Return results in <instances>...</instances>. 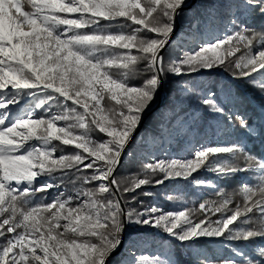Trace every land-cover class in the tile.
Listing matches in <instances>:
<instances>
[{"label":"snow or ice","instance_id":"6c2138e0","mask_svg":"<svg viewBox=\"0 0 264 264\" xmlns=\"http://www.w3.org/2000/svg\"><path fill=\"white\" fill-rule=\"evenodd\" d=\"M186 6V0H0V264H109L113 257L114 264H177L171 254H141L134 245L121 252L131 226L159 230L180 245L201 238L233 244L227 257L198 253L197 264H264V155L247 146L264 142V111L256 123L230 84L196 82L220 69L233 81L247 79L264 99V0H226L220 7L231 30L191 49L173 40ZM170 47L178 55L166 58ZM169 78L180 81L170 101L175 107L195 102L221 119L218 132L239 129L242 138L193 146L189 158L154 159L117 177ZM29 100L21 114L10 111ZM205 167L222 179L250 175L198 208L164 210L137 199L145 186L189 180ZM69 177L71 191L47 196L58 187L53 181Z\"/></svg>","mask_w":264,"mask_h":264},{"label":"trees","instance_id":"16d2710c","mask_svg":"<svg viewBox=\"0 0 264 264\" xmlns=\"http://www.w3.org/2000/svg\"><path fill=\"white\" fill-rule=\"evenodd\" d=\"M210 0H195L194 4L191 5L190 8L184 9L183 13L180 17H178L179 24L183 27L186 26H193L196 23L198 26H202V23L207 19L205 5L208 4ZM259 23V21H257ZM176 35L173 36V39ZM177 44V43H176ZM197 46V45H196ZM194 46V47H196ZM193 48V47H191ZM240 53H237L239 55ZM165 57L178 55L175 47H170L164 53ZM143 67L142 65L140 66ZM176 78H169L168 85L164 90H162L161 94V102L159 107L154 110L153 112L149 113L147 118L145 119L144 124L142 125L141 129L139 130L138 135L140 134V139L138 142L146 140L147 135L149 136H156L161 128L166 127L168 129L172 128V124L176 117L183 115L182 113L187 112L189 109L184 108L181 111L180 108L175 107L170 101L172 97H176L178 85L176 83ZM141 80L138 78L137 80L133 81V83H140ZM196 82L203 86H216V85H223V84H230L232 89L235 90L239 95L243 98L244 104L241 107V111L246 110V114L251 116L256 123H259L257 119L258 115L264 111L262 107H264V99L261 98L258 91L253 88L247 79H240V80H231L226 72L223 70H215L211 73H204L203 80H199L196 77ZM155 103L152 107L155 106ZM166 110H169L171 116L168 118V114ZM162 120H161V119ZM182 119V118H181ZM216 118L210 117L204 111L200 114L195 115L191 121H189V126L185 135L192 134V138H194L196 143H202L203 141H209L211 143L217 142H228L232 143L238 138H242L243 133L237 129L235 132H232L231 128H229V132H232L231 135L221 134L218 132V129L223 128V123L218 122L219 124L213 122ZM195 121V123H194ZM194 129V130H193ZM197 134V135H196ZM145 135V137H144ZM94 138L99 139V136L93 134ZM214 136H218V140L214 141ZM136 145V136L134 137L133 141L129 145L127 152L132 153V148ZM145 146V145H144ZM248 148L256 155H264V142L260 139H254L248 141L247 144ZM146 149L143 148L142 152L138 153L137 155L129 156L127 152L125 153L121 167L117 170V177H122L128 175L130 173H137L139 172L140 168L146 161V153L144 152ZM72 150L71 147L66 149V151ZM154 153L155 156H158L160 153ZM204 171H208L207 168H201L198 170L197 173L193 174V177L201 176ZM214 175L216 187H202L200 191L197 190L196 187H192L190 185H186V181H181L180 179H176L173 183L177 186H180L181 189V198L187 201V207H197L200 202L204 200H218L219 198L216 196V192L219 188H224L227 192H232L234 189L238 188L242 181L249 177V173H238L234 177L229 178H220L216 174L210 172ZM207 174L204 175L206 177ZM191 177V178H193ZM45 180L48 178H44ZM44 181L41 180L40 183ZM252 183L251 180L248 181ZM53 183L57 184L58 187L51 189L47 196L50 198L54 191L57 189H63L64 191H71L73 185L70 183V177L65 179L63 182L60 180L53 181ZM78 186V185H77ZM167 186L166 181L162 185H149L145 186L140 190H137V199L138 201H143L144 204H147L150 200H157L160 196L164 193L163 188ZM148 192L151 195L145 196L144 193ZM168 192V191H167ZM171 192V191H170ZM130 199V197H129ZM136 206V204H133ZM211 215V214H210ZM219 217V214L212 215V219H216ZM233 247V244L227 243L221 238H217L214 241H205L200 239L197 243H193L192 245H180L177 241L171 242L169 247V252L172 255L173 259L177 261V264H197V254L204 253L211 256L213 259L220 258V257H227L230 256L232 253L230 249ZM235 247H239L243 251H248L247 245L244 243L236 244ZM118 257H113L112 260L109 261V264H114L115 260Z\"/></svg>","mask_w":264,"mask_h":264},{"label":"rangeland","instance_id":"374dc122","mask_svg":"<svg viewBox=\"0 0 264 264\" xmlns=\"http://www.w3.org/2000/svg\"><path fill=\"white\" fill-rule=\"evenodd\" d=\"M192 0H186V4L190 5ZM222 3H226V0H210L208 4H206V14L207 19L202 23V26H198L196 23L193 26H186L183 28L179 21L176 23V36L173 39L177 44H180L181 41H184V47L191 49L198 45L200 41H207L211 40L213 37L223 33L225 30H231V25L229 22V16L227 10L225 8H221L220 5ZM235 11V9H233ZM204 73L198 76L199 80H203ZM176 83L178 88L180 86V81L177 79ZM172 97L171 99H174ZM31 104L29 100L27 103L22 104L20 107L9 106L10 111L13 114H21L28 105ZM189 109L187 112L182 113L175 118L172 128L168 129L165 132L166 127L161 128L156 136H149L147 135L146 140L138 142L140 139V134L136 136V145L132 148V155L135 156L138 153L142 152L143 148L146 153V161L145 163L153 162L154 159H160L165 157H177V158H189L192 156V151L189 149L193 146H199L200 143H196L194 138H192V134H188L184 136V133L188 129L189 121L195 117V115L200 114L203 109L197 107L196 103L193 102L190 107H185ZM264 110V107H262ZM168 114V118L171 116L169 110H166ZM182 118V119H181ZM161 119V118H160ZM162 120V119H161ZM214 123L219 124L218 122H222L220 118H216L213 120ZM223 123V122H222ZM194 130V129H193ZM197 135V134H196ZM145 137V135H144ZM214 141L218 140V136H214ZM138 140V141H137ZM201 144H209V145H216V144H230L228 142H209L203 141ZM145 145V146H144ZM160 151L158 156H155L154 153ZM201 176H196L193 178H189V180H184L183 178H177L181 181H186V185H190L192 187H196L198 191L202 187H210L209 182L211 185H215V177L210 171H204ZM207 174L206 177L204 175ZM199 180L202 181L203 184L195 185L192 183V180ZM167 186L163 188L164 193L157 198V200H150L145 205L150 204H157L164 210H181L184 206H187V201L181 198V189L180 186L175 185L173 182L174 180H165ZM59 191H64L63 189H57L54 191L52 196L58 194ZM168 191V192H167ZM171 191V192H170ZM51 196V197H52ZM174 197L175 199H168V197ZM181 200L183 203H181ZM124 239V246L121 248V252L124 251L129 245H134L136 251L141 254H156L162 253L164 255H169V247L171 242H174L171 238L166 236L165 234L161 233L159 230H155L148 227H139V226H131L126 229L123 234ZM205 241H214L217 238H201Z\"/></svg>","mask_w":264,"mask_h":264},{"label":"water","instance_id":"95a60500","mask_svg":"<svg viewBox=\"0 0 264 264\" xmlns=\"http://www.w3.org/2000/svg\"><path fill=\"white\" fill-rule=\"evenodd\" d=\"M194 2H195V0H192L191 4H190V5H187L184 9H188V8H190L191 5L194 4ZM177 21H178V19H177ZM177 21H176V23H178ZM161 94H162V91H161V92L158 94V96H157V102H156L155 106L152 107L151 110L148 111V112L145 114L144 119H143V122L141 123V125H140V127H139V130L141 129L142 125L144 124L145 119L147 118L148 114L151 113V112H153L154 110H156V109L159 107L160 102H161ZM139 130L137 131V133L135 134V136L138 135Z\"/></svg>","mask_w":264,"mask_h":264},{"label":"bare ground","instance_id":"6f19581e","mask_svg":"<svg viewBox=\"0 0 264 264\" xmlns=\"http://www.w3.org/2000/svg\"><path fill=\"white\" fill-rule=\"evenodd\" d=\"M167 130H168V129L166 128V129H165V132H166Z\"/></svg>","mask_w":264,"mask_h":264}]
</instances>
